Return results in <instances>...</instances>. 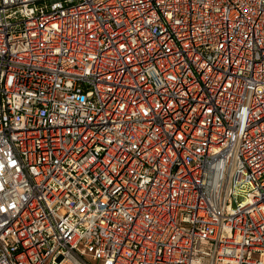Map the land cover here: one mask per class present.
I'll return each mask as SVG.
<instances>
[{
  "label": "built area",
  "instance_id": "2783aa9c",
  "mask_svg": "<svg viewBox=\"0 0 264 264\" xmlns=\"http://www.w3.org/2000/svg\"><path fill=\"white\" fill-rule=\"evenodd\" d=\"M0 264H264V0H0Z\"/></svg>",
  "mask_w": 264,
  "mask_h": 264
}]
</instances>
